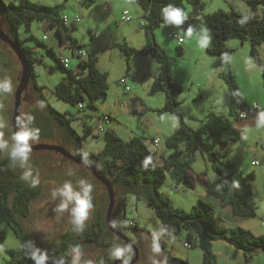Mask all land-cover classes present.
<instances>
[{
	"label": "rangeland",
	"instance_id": "1",
	"mask_svg": "<svg viewBox=\"0 0 264 264\" xmlns=\"http://www.w3.org/2000/svg\"><path fill=\"white\" fill-rule=\"evenodd\" d=\"M6 3H20L21 0H4ZM49 6L61 5L58 15L61 20L69 19L65 33L71 37L85 52L81 57L74 54V49L63 44L60 34L56 28L47 21L35 20L30 28L25 23L19 26V34L24 45L33 48L38 57L42 59L37 64L36 81L43 87L48 101L56 110L67 112L71 118L72 127L83 135L87 127L92 133L84 141V149L99 153L105 146L104 133L108 129L114 130L125 140L139 136L147 147L155 152V161L162 165L163 161L171 153L166 144L170 137L179 127L180 120L169 111H161L166 102L164 91L163 73L160 63L151 54L132 55L129 57L122 48L126 45L131 48H142L146 42L145 28L140 24L145 21L142 7L131 0H94L88 4L87 0H30ZM204 5V13H213L220 9L230 10L231 5L241 13H250L252 7L243 0H201ZM192 6L187 4V11ZM128 10L134 18L129 23H123V12ZM257 13L264 16V5H259ZM80 18L78 22H74ZM0 24L5 28L3 18L0 15ZM205 29L204 27H202ZM188 29L186 22L177 28L176 26H162L155 31L159 45L165 50L169 57L173 79L183 86L180 95L181 109L187 116V123L194 129L202 125V121L210 112L229 115L230 93L226 82L221 76L223 67L222 58L219 55L209 54L206 48L199 45V31H194L191 38L184 33ZM181 30L186 42L183 45L184 52L179 51L177 38L169 36V32ZM238 41L241 49L235 53L236 61L232 67L236 80L241 87L242 94L249 102L254 99L261 105V109L247 115L245 118L235 119V126L241 132V139L233 141L226 146L218 145V148L227 151L232 166L226 165L222 160L213 163L200 152L193 164L191 172L193 175L205 172L210 179L216 178L220 170L229 174L241 171L250 176V182L254 195L257 199V215L253 221L257 224L256 234H264V128H257L256 120L258 114L264 111V71L252 58L250 53V42ZM43 41V43H42ZM190 44V50L188 48ZM49 48H53L56 56L63 60L69 58V70L79 72L86 70L80 65L82 60L90 57L97 58V67L108 75L109 89L106 98L95 101L96 107L88 105V99L80 105H73L57 97L56 85L64 80L67 72L56 67L58 61ZM261 58L264 61V43L259 46ZM22 65L11 47L0 39V78L8 76L12 78L15 90L19 84ZM128 72L135 76L128 79L130 88L127 90L122 85V79ZM13 94H0V122L7 126L0 128L4 138L11 145V134L13 133L11 117L14 107ZM36 90L30 84L24 96L22 113H39V123L45 126L40 130L39 142L55 143L67 147L72 153L75 152L72 141L65 135L63 129L49 119L41 118L40 115H48L47 110L40 105ZM186 111V112H185ZM20 114V115H21ZM104 114H110L111 119L106 121ZM36 127V122H34ZM160 138L156 144L155 139ZM38 142V143H39ZM2 158L9 157L8 150L0 151ZM257 161V164H253ZM13 163V162H12ZM14 171L22 177L25 169L19 163H13ZM34 178L41 187V194L30 203V215L21 217L25 230L38 242L45 244L47 250H53L62 240L64 234L73 229L69 212L56 213V205L59 199H52V192L65 181L73 184L81 178H86L93 185L94 208L90 211L86 226L90 225L97 210L109 204L108 192L92 173L78 163L67 159L60 153L52 150H33L30 154L29 165ZM254 174V177H251ZM27 181L31 182V179ZM115 188V187H114ZM159 191L168 197L175 207L190 212L199 198L207 199V192L203 183L196 181V186L176 185L170 175L159 188ZM116 211L115 218L123 232L138 246L139 257L134 264H164L167 256L159 240L160 252L153 251V232H157L163 226L156 210L149 206L147 200L135 193H124L122 189L115 188ZM207 194V195H206ZM211 196V195H209ZM211 199H215L211 196ZM217 201V200H214ZM108 207V206H107ZM224 226H237L233 222L236 217H231L227 210L218 208ZM113 219V217H112ZM244 224V223H243ZM138 225V229L133 228ZM243 227V226H242ZM0 229L4 235L0 236V262L8 259L7 249L21 247L23 239L18 237L0 211ZM249 229V228H248ZM253 231V230H252ZM171 237L161 236L171 255L188 260L192 264H204V251L198 244L197 233L194 228H185L181 232L173 233ZM114 244L117 242L113 241ZM113 244V245H114ZM112 247L100 249L92 242H85L70 248L72 255L74 249H78L81 260L80 264H99L111 258ZM214 260L218 264H264V249H259L251 254L237 249L234 245L224 240L213 242ZM131 253L128 259H131ZM124 259V258H123ZM104 264V263H103ZM122 264V263H119Z\"/></svg>",
	"mask_w": 264,
	"mask_h": 264
},
{
	"label": "trees",
	"instance_id": "2",
	"mask_svg": "<svg viewBox=\"0 0 264 264\" xmlns=\"http://www.w3.org/2000/svg\"><path fill=\"white\" fill-rule=\"evenodd\" d=\"M131 1L139 4L144 10L143 18L145 21L142 27L145 28L147 42L142 48H131L126 45H123L122 48L125 50L128 59L132 55L147 54H151L157 59L163 73L166 94V102L161 111H169L180 120L178 129L166 139V144L172 151L164 159L163 164L158 165L154 161V156L150 155L153 151L147 147L141 137L135 136L125 140L112 129H108L104 133L105 146L101 152L96 154L84 149V141L92 133L91 128L87 127L85 133L80 135L72 127L68 113L60 112L51 105L44 94L43 87L36 81L37 64L41 63L42 59L37 56L32 47L23 44L19 34L21 23H25L30 28L31 23L35 20L47 21L56 27L63 44L73 48L74 54L81 57L77 51L82 48L75 41L71 42V37L65 33L68 22L65 19L61 20L58 15L61 5L49 6L30 0H21L20 3L15 4L0 0V15L6 29L0 25L7 34L19 40L31 67V84L47 110L48 115H40V117L52 120L61 127L65 135L72 141V149L75 150L73 153L83 159L84 153H87L86 161L92 163L102 175L113 183L115 188L122 189L124 193H135L145 198L148 205L156 210L163 226H166L172 234L181 232L185 228H194L197 233L198 244L204 251V264H218L214 260L212 248L214 241H227L246 254L264 249V234H256L251 229L239 225H222L220 218H218L219 211L211 202L199 198L192 210L187 212L175 207L171 200L159 191L168 174L176 185H194V175L191 169L197 160L198 152L213 163L222 160L226 165L232 166L229 158L223 159L227 156V151L218 148V145L226 146L241 139V132L229 116L235 119L245 118L259 110L254 108V104L258 102H248L242 94L232 69L231 60L234 50L228 46L227 40L236 38L243 43L250 42L252 58L264 71V61L259 51V46L264 43V16L257 13L258 6L264 5V0H243L252 7V11L247 14L241 13L233 5H231L230 10L220 9L213 13H204V5L201 0ZM93 2L94 0H87L88 4H93ZM170 3L185 10H187V4L192 6L189 19L185 21L186 25L192 26L194 31H199L202 27L207 29L211 39L206 51L209 54L221 56L223 67L221 76L230 93L229 115L210 112L198 129L192 128L186 121L188 115L182 111L180 100L184 88L173 79L169 57L159 45L155 34L156 29L162 23L160 11ZM76 19L74 22H78ZM241 21L244 22L241 23ZM48 51L58 61L56 67L51 69L61 68L67 72L66 78L56 85L57 97L73 105L79 104L81 109L85 108L82 103L86 99H88L89 106L96 107V100L107 97L108 75L98 69L96 57H90L80 62L86 72L83 70L74 72L69 70L64 65L63 60L56 56L53 48H49ZM179 51L180 53L184 52V48L180 45ZM31 114L35 116L36 127L44 130L45 126L38 121L39 113L33 111ZM106 116L109 120L111 119L110 114H104L103 118L105 119ZM149 159L150 162L146 163ZM255 162L257 163V161ZM12 164V161L0 156V211L15 234L24 242L33 240L37 246L47 250L45 244L35 240L25 230L20 218V216L27 217L30 215V203L40 196L41 187L39 184L35 188L31 187V182L22 179L14 171ZM216 169L220 173V177L214 180L205 178L206 191L212 196L227 200L232 206L234 215L256 217L257 199L252 189L250 176L241 171L224 174L218 166ZM251 177H254V174H251ZM107 206L108 204L103 207L104 210L100 208L97 210L93 222L86 226L82 232H75L72 229L64 234L57 247L51 251L47 250L50 257L49 264H53L54 261L61 258L64 259L65 264H71L70 248L85 242H92L100 249L112 247L113 241L127 245L108 228L106 223ZM115 214L116 211L113 212V221L116 223V227L122 230L117 223ZM262 222L264 224V217ZM132 227L138 229L139 226L133 225ZM0 236L3 240L4 235L1 229ZM160 242L167 256L164 264H192L186 259L172 256L162 238H160ZM7 251L10 257L0 264H34L27 250L22 246L9 248ZM134 255L135 252L132 249L131 257ZM105 261H103L104 264H114L115 259L106 258Z\"/></svg>",
	"mask_w": 264,
	"mask_h": 264
},
{
	"label": "clouds",
	"instance_id": "3",
	"mask_svg": "<svg viewBox=\"0 0 264 264\" xmlns=\"http://www.w3.org/2000/svg\"><path fill=\"white\" fill-rule=\"evenodd\" d=\"M162 26H182L186 20L189 19V12L184 8L175 5L167 4L161 11ZM244 21H241L243 23ZM194 29L189 26L184 33L187 37L193 36ZM199 45L201 48H207L210 44V36L207 29L199 30ZM15 85L12 78L5 76L0 78V94H13L15 91ZM40 107H43L41 104ZM35 116L30 113H22L16 119V131L11 134V145L9 141L4 138V133L0 132V151L8 150L9 157L12 162L19 163V166L25 171L22 174V179L28 180L32 178V172L29 165L30 154L33 151V145L39 142L40 129L34 126ZM7 125L0 122V128H4ZM257 128H264V111L258 114L256 120ZM87 153H84V159L86 160ZM150 162L146 161V163ZM37 181L32 178L30 186L35 188ZM52 199H59V203L53 209L56 213L62 214L69 212L71 217V224L75 232H82L86 227V221L89 218L90 211L94 208L93 204V185L86 179L81 178L73 184L72 181H65L61 186L53 190ZM116 223L112 222V227H116ZM167 235L172 237V233L166 226H160L157 232H153V251L155 253L160 252V237ZM22 247L27 250L34 264H49V253L46 249H42L37 246L33 240H27ZM131 244L116 243L110 250V256L113 259L124 258L123 264H128V254L131 253ZM81 256L78 249H74L72 252L71 264H80ZM53 264H65L64 259H59L53 262ZM103 264V261H101ZM153 264H158L153 260Z\"/></svg>",
	"mask_w": 264,
	"mask_h": 264
},
{
	"label": "water",
	"instance_id": "4",
	"mask_svg": "<svg viewBox=\"0 0 264 264\" xmlns=\"http://www.w3.org/2000/svg\"><path fill=\"white\" fill-rule=\"evenodd\" d=\"M0 39L8 44L11 49L15 52L18 59L20 60V63L22 65L21 75L19 77V84L15 90L14 95V107L11 117V125L13 132L16 131V119L21 114V107L22 102L24 99L25 94L27 93V90L31 84L32 81V73H31V67L29 65L28 58L21 48V45L19 43V40L16 38L11 37L9 34H7L3 28L0 25ZM33 150H52L57 153H60L67 159H70L79 165L87 168L92 175L101 183L104 185L105 189L108 192L109 196V204L107 208L106 213V223L108 228L114 233L116 237L121 239L126 244H131L132 249L135 252V255L133 258L128 259V264H134L139 257V249L138 246L119 228L112 227V216L116 205V192L113 183L104 175H102L92 163L86 161L85 159L81 158L80 156L75 155L72 153L69 149H67L65 146L55 143H47V142H39L36 145H33ZM123 258L121 259H115L114 264H123Z\"/></svg>",
	"mask_w": 264,
	"mask_h": 264
},
{
	"label": "crops",
	"instance_id": "5",
	"mask_svg": "<svg viewBox=\"0 0 264 264\" xmlns=\"http://www.w3.org/2000/svg\"><path fill=\"white\" fill-rule=\"evenodd\" d=\"M134 19V18H133ZM123 20V19H122ZM142 22H144V21H142ZM142 22H141V26H142ZM123 23H125L124 21H123ZM129 23V22H128ZM56 28V27H55ZM177 31H179V30H177ZM169 34H170V32H169ZM170 36V35H169ZM170 37H172V36H170ZM173 38H175V37H173ZM62 39V38H61ZM62 41V40H61ZM186 42V40L184 41V42H182V43H180L179 42V44H180V46H182L183 47V45H184V43ZM160 44V43H159ZM227 44H228V46L229 47H231L233 50H234V52H233V56H232V60H231V62H232V67L234 66V61H236V58H235V53H236V51L237 50H239V49H241V45H239V42L237 41H234V40H227ZM189 46H188V48H189V50H190V44H188ZM130 72H128L127 73V75L125 76V77H127V81H126V85H128V79L129 78H132V77H134L135 75H130L129 74ZM124 87H125V89H127L126 88V85H124V84H122ZM129 86V85H128ZM129 88H130V86H129ZM128 90V89H127ZM249 102H251V103H253V102H257V101H255L254 99H250V101ZM186 112V111H185ZM187 115H189V116H192V115H190L189 113H186ZM224 114V113H223ZM224 115H227V114H224ZM203 122V121H202ZM201 126V125H200ZM157 139H159V138H157ZM160 143V142H159ZM154 161H155V152H154ZM156 162V161H155ZM253 162H255V161H253ZM205 172H207L206 170L205 171H203V172H201V173H198V174H196V175H194V177H193V182H194V185L196 186V181H200L201 183H203V188L205 189V191H206V185H205V183H204V179L205 178H209V177H207V175H206V173ZM199 174H204V175H199ZM225 174V173H224ZM220 177V174L216 177V178H212L211 180H214V179H217V178H219ZM210 179V178H209ZM207 192V191H206ZM208 194V195H207ZM207 199H205V197L203 198V199H205V200H207V201H209V202H211L216 208H217V210H218V208H221V209H224V210H227L228 211V214H229V216H231V217H236V219L233 221V222H235L236 224H238L239 226H243V227H245V228H249V229H251V230H253V232H256L255 230V228H257V224H255V222L253 221V217H242V216H238V215H234L233 214V211H232V206L228 203V201L227 200H222V199H220V198H217V197H215V196H213L215 199H211L212 197V195L211 194H209L208 192H207ZM209 195H211V196H209ZM214 200H217V201H214ZM219 211V210H218ZM219 214H220V211H219ZM218 218H220V221L222 220V218H221V216L219 215V217ZM244 223V224H243ZM262 224H263V222H262ZM237 225V226H238ZM264 225V224H263Z\"/></svg>",
	"mask_w": 264,
	"mask_h": 264
},
{
	"label": "built area",
	"instance_id": "6",
	"mask_svg": "<svg viewBox=\"0 0 264 264\" xmlns=\"http://www.w3.org/2000/svg\"><path fill=\"white\" fill-rule=\"evenodd\" d=\"M64 19H65L66 22H69V19H67V18H64ZM122 19H123L124 22H130V21L133 19V17L130 15V12H129L128 10H125V11L123 12V17H122ZM79 20H80L79 18L76 19V21H79ZM142 25H143V22H142ZM169 35L172 36V37L177 38L179 42H183V41H184V37H183V36L181 35V33H180L179 31H177V30H173V31H171ZM77 53L80 54L81 56H83V55L85 54V52H84L83 49H79V50L77 51ZM63 63H64V65H65L66 67H68V66H69V63H70V59H69V58H64V59H63ZM129 74H130V75H134L132 72H130ZM126 81H127V77H124V78L122 79L121 83L124 84V85H126ZM126 88L129 89V86L126 85ZM254 108L257 109V110H260V109H261V105L258 104V103H255V104H254ZM105 120H106V121H109V118L106 116V117H105ZM159 142H160L159 139H155V143H156V144H158ZM150 155H151V156H154V152H151ZM253 164H257V163H256V162H253Z\"/></svg>",
	"mask_w": 264,
	"mask_h": 264
}]
</instances>
